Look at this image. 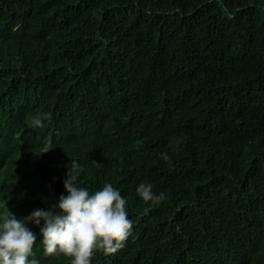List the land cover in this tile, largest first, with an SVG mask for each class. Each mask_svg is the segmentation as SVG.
<instances>
[{"label":"trees","instance_id":"trees-1","mask_svg":"<svg viewBox=\"0 0 264 264\" xmlns=\"http://www.w3.org/2000/svg\"><path fill=\"white\" fill-rule=\"evenodd\" d=\"M71 160L134 223L90 264H264V0H0V214L57 204Z\"/></svg>","mask_w":264,"mask_h":264},{"label":"clouds","instance_id":"clouds-1","mask_svg":"<svg viewBox=\"0 0 264 264\" xmlns=\"http://www.w3.org/2000/svg\"><path fill=\"white\" fill-rule=\"evenodd\" d=\"M31 122L43 126L39 117ZM51 150L49 141L43 154ZM164 159H169L167 154ZM69 165L63 182L67 195L61 194L57 204L36 209L26 217L18 218L10 209L0 214V264H39L33 258L38 238H42L45 256L63 254L72 258L71 264H90L95 251L109 255L124 247L134 227L126 212V198L111 183L89 191L78 183L80 164L71 160ZM136 191L145 203L154 206L167 198L164 192L155 194L151 183L141 182ZM30 223L40 228L39 233L31 230Z\"/></svg>","mask_w":264,"mask_h":264}]
</instances>
